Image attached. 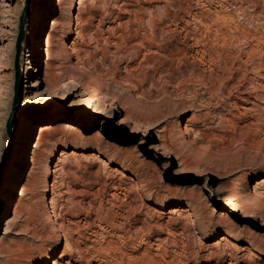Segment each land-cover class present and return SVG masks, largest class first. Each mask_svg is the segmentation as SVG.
I'll use <instances>...</instances> for the list:
<instances>
[{
	"label": "rangeland",
	"instance_id": "1",
	"mask_svg": "<svg viewBox=\"0 0 264 264\" xmlns=\"http://www.w3.org/2000/svg\"><path fill=\"white\" fill-rule=\"evenodd\" d=\"M77 1L0 0V264H264V0Z\"/></svg>",
	"mask_w": 264,
	"mask_h": 264
},
{
	"label": "bare ground",
	"instance_id": "2",
	"mask_svg": "<svg viewBox=\"0 0 264 264\" xmlns=\"http://www.w3.org/2000/svg\"><path fill=\"white\" fill-rule=\"evenodd\" d=\"M81 1H83V0H79V1H77L76 2V4H79ZM73 3L74 2H72V4H70V8H72V6H73ZM80 5V4H79ZM20 22V21H19ZM33 21H32V23L29 25V29H31V28H33ZM18 34H19V30H18ZM18 34H17V36H18ZM28 35H29V42H28V47L26 48V51H30V50H32L33 49V47H34V45L37 43L36 42V38L34 37V36H32V35H30V32L28 33ZM17 36H16V40H15V55H14V66H15V60H16V57H17V60H18V55L21 53V54H23V51H21V48H22V38L19 40V42H17ZM46 42H47V46H49L50 45V40L48 39V40H46ZM17 49H18V51H17ZM47 51H48V49H47ZM49 52V51H48ZM45 72H47V70H48V68H49V65H48V62L47 61H45ZM15 72H16V68H15ZM11 113V112H10ZM10 113H9V116H10ZM14 115H15V112H14ZM9 116H8V118H9ZM15 117H16V115H15ZM8 118H7V120H8ZM21 121H23V116L22 117H20V122ZM6 123H7V121H6ZM16 126V125H15ZM7 129V128H6ZM23 127L21 128V125L19 124V126H18V129H17V134H18V137H19V134H20V137H19V139H18V143L19 142H22V136H21V134L23 135V133H24V131H23ZM25 130V129H24ZM21 131V132H20ZM7 132V131H6ZM16 148H19V146L18 147H16ZM57 157V156H56ZM55 158V157H54ZM15 161H13V163H14ZM1 164V163H0ZM4 167V166H3ZM12 168H13V165L11 166ZM264 182V179H261L260 181H258L256 184V186H258V185H261L262 183ZM140 190H143L142 188H140ZM224 197V196H223ZM226 198V197H225ZM227 200V199H226ZM220 240H224V241H226L227 239L223 236V237H220ZM55 251V250H54ZM54 251H52L51 252V254H54ZM51 254H50V256H51ZM50 263V262H49ZM49 263H47V264H49ZM51 263L52 264H55L56 262H55V260H54V258H52V261H51ZM50 263V264H51ZM58 264H61V263H58Z\"/></svg>",
	"mask_w": 264,
	"mask_h": 264
},
{
	"label": "water",
	"instance_id": "3",
	"mask_svg": "<svg viewBox=\"0 0 264 264\" xmlns=\"http://www.w3.org/2000/svg\"><path fill=\"white\" fill-rule=\"evenodd\" d=\"M25 19H26V12L24 11L21 16H20V22H19V34L17 36V42H19V40L21 38H23L24 36V23H25ZM18 51V49H17ZM15 68H16V72H15V79H16V89L18 87V84H19V78H20V71H19V64H18V60H17V57H16V60H15ZM16 101V99H15ZM14 101V102H15ZM17 124V118L15 117L14 115V106L12 108V111L10 113V116L7 120V123H6V131H7V135L9 136V138L11 139L12 136H13V131L15 129V125ZM5 162H6V158H3L2 161H1V164H0V180H1V175H2V169H3V166L5 165Z\"/></svg>",
	"mask_w": 264,
	"mask_h": 264
}]
</instances>
